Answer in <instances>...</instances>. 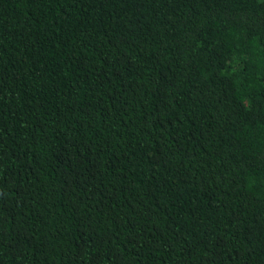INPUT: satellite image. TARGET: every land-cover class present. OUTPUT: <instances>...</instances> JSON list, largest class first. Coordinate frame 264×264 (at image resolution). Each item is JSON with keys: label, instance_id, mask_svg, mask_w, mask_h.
I'll return each instance as SVG.
<instances>
[{"label": "trees", "instance_id": "16d2710c", "mask_svg": "<svg viewBox=\"0 0 264 264\" xmlns=\"http://www.w3.org/2000/svg\"><path fill=\"white\" fill-rule=\"evenodd\" d=\"M0 264H264V0H0Z\"/></svg>", "mask_w": 264, "mask_h": 264}]
</instances>
